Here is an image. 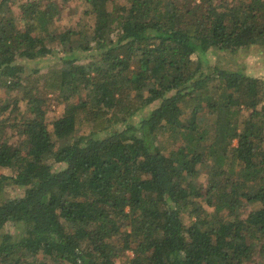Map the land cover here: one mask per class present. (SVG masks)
<instances>
[{
  "label": "trees",
  "instance_id": "16d2710c",
  "mask_svg": "<svg viewBox=\"0 0 264 264\" xmlns=\"http://www.w3.org/2000/svg\"><path fill=\"white\" fill-rule=\"evenodd\" d=\"M56 1L0 0V264H264V75L207 67L264 0Z\"/></svg>",
  "mask_w": 264,
  "mask_h": 264
},
{
  "label": "rangeland",
  "instance_id": "374dc122",
  "mask_svg": "<svg viewBox=\"0 0 264 264\" xmlns=\"http://www.w3.org/2000/svg\"><path fill=\"white\" fill-rule=\"evenodd\" d=\"M14 5L25 2L26 0H12ZM58 8L60 9V17L56 20V25L59 30L66 28L77 29L78 26H82L80 19L83 18V11L85 10V3L83 0H75L69 3H61L56 1ZM14 8V14L18 15V10ZM85 18V17H84ZM87 30V28H85ZM195 58V57H193ZM209 62L207 67H216L218 69H226L230 71H241L242 73L255 77H263L264 75V48L261 47H247L236 50L235 52L213 50L208 55ZM55 62L54 58L49 57L43 61L42 64L37 65L39 67V74L30 76L27 82L35 88L38 96L47 99L46 103V116L47 122H52L56 118L60 117L63 112V105L60 104L55 95L48 94L42 89V77L47 71V65H52ZM28 73L30 70L36 67L34 62L25 61L23 63ZM22 90L13 92L0 91V100L2 105H11L14 100L18 101L19 110L24 112L26 109V103L21 100ZM247 115V114H245ZM15 114L11 115L13 118ZM7 231H13L11 225H6Z\"/></svg>",
  "mask_w": 264,
  "mask_h": 264
}]
</instances>
